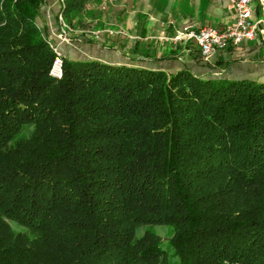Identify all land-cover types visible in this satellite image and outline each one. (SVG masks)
<instances>
[{"label":"trees","instance_id":"16d2710c","mask_svg":"<svg viewBox=\"0 0 264 264\" xmlns=\"http://www.w3.org/2000/svg\"><path fill=\"white\" fill-rule=\"evenodd\" d=\"M46 3L0 0V264H264V80L63 55L56 79Z\"/></svg>","mask_w":264,"mask_h":264},{"label":"crops","instance_id":"0c3cea01","mask_svg":"<svg viewBox=\"0 0 264 264\" xmlns=\"http://www.w3.org/2000/svg\"><path fill=\"white\" fill-rule=\"evenodd\" d=\"M60 6V0H47L37 19L38 26L58 42L59 48L63 44L56 38L61 28V22L57 19ZM115 6L118 8L116 13L118 29L115 32L121 41L110 42L103 31H95L97 40L87 41L89 44L84 43L86 49H83L82 44V50L88 52L86 56L71 59L95 58L118 64L141 63L166 71L189 68L196 75L215 77L208 67H201L193 60L191 50L187 48L188 42L191 41L187 38L177 40V37L190 26L224 29L233 24L235 15L229 0H117ZM75 45L77 44L73 42L72 45L63 46L73 49L72 53L81 50V46ZM156 52L159 55L151 57ZM222 52L213 55L209 63L215 66L214 63ZM135 53L140 55H133ZM175 53L184 55L180 57ZM256 66L258 65L241 62L239 70H229L220 76L231 79H258L256 75H247L250 70L255 71Z\"/></svg>","mask_w":264,"mask_h":264},{"label":"rangeland","instance_id":"374dc122","mask_svg":"<svg viewBox=\"0 0 264 264\" xmlns=\"http://www.w3.org/2000/svg\"><path fill=\"white\" fill-rule=\"evenodd\" d=\"M117 1V0H116ZM116 1H109V0H95L88 4L87 9L79 14V20L75 23V25H70L67 21L63 18L64 22L66 23L65 26V34L68 41H63L59 35L61 34V30L58 31L56 36L59 42H63L62 47H60V52L63 56L72 58L81 56L84 58L88 52L82 50L85 48L84 43L87 41H96V35L94 34L95 31H103L104 35L109 39L110 42L121 41L120 38L116 36L117 27L116 24L118 20L116 19L118 8L115 6ZM49 40L54 44L58 45V42L54 38H50L49 35L46 33ZM80 40L81 42H77ZM76 41V42H75ZM76 47L81 46V50H77V52H73V49L65 48L63 45H72V43ZM64 47V48H63ZM72 47V46H71ZM88 47V46H86ZM187 48L191 50V57L195 60L199 66L201 67H208L215 76H220L228 72L229 70L237 71L239 70V64L241 62L250 63V65H258L255 68V71L250 70L247 75H256V78L260 80H264V40L259 38L258 40L244 43L240 47H231L227 50H224L223 53L218 57V60L214 63L215 66L209 63V60H204L199 50L195 47V45L191 42H188ZM80 49V48H79ZM86 49V48H85ZM219 53V52H218ZM217 53V54H218ZM176 54V53H175ZM135 56L140 55L133 54ZM159 55L157 52L153 54L151 57H156ZM182 57L184 54H176ZM81 58V59H82ZM137 60V57H136ZM142 62V61H139ZM247 72V71H246ZM33 131L32 125H25L21 134L17 137V139L25 138L31 134ZM146 229H151L153 232L158 234L162 239L163 248L171 254V249L169 247L170 239L173 235V229L170 226H155V227H148L142 229L140 234H142ZM176 258L170 255V264L174 262Z\"/></svg>","mask_w":264,"mask_h":264},{"label":"built area","instance_id":"2783aa9c","mask_svg":"<svg viewBox=\"0 0 264 264\" xmlns=\"http://www.w3.org/2000/svg\"><path fill=\"white\" fill-rule=\"evenodd\" d=\"M229 3L235 15L233 24L224 29L211 26L202 28L190 26L183 33H179L177 40L187 38L199 49L204 60H209L218 52L233 46L240 47L244 43L259 38L264 40V0H229ZM59 21L61 22L60 30L62 31L59 37L66 41V23L62 16L59 17ZM49 42L56 53L51 75L56 79H61L64 70L62 53L58 45Z\"/></svg>","mask_w":264,"mask_h":264}]
</instances>
